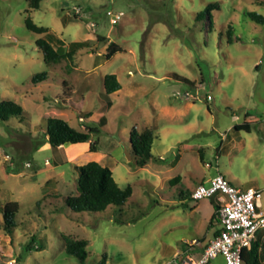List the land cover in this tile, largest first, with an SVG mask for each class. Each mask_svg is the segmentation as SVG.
Wrapping results in <instances>:
<instances>
[{
  "label": "rangeland",
  "instance_id": "374dc122",
  "mask_svg": "<svg viewBox=\"0 0 264 264\" xmlns=\"http://www.w3.org/2000/svg\"><path fill=\"white\" fill-rule=\"evenodd\" d=\"M209 4L216 8L198 19ZM109 11L124 15L112 24ZM248 12L264 17V0H42L37 9L30 0H0V102L24 111L0 121V264H81L66 253L63 235L89 242V264H176L191 241L206 242L219 228L213 198L191 197L219 173L239 189L262 190L264 210V23ZM27 19L66 50L90 44L72 60L47 64L37 40L50 37ZM112 42L121 50L106 59ZM40 73L47 79L33 82ZM107 74L120 90L106 93ZM51 117L96 130L90 142L56 148L46 137ZM243 123L250 132L235 130ZM147 128L154 157L139 167L130 136ZM90 161L132 186L122 209L67 206L65 197L78 194L76 166ZM15 202L8 230L3 209Z\"/></svg>",
  "mask_w": 264,
  "mask_h": 264
},
{
  "label": "trees",
  "instance_id": "16d2710c",
  "mask_svg": "<svg viewBox=\"0 0 264 264\" xmlns=\"http://www.w3.org/2000/svg\"><path fill=\"white\" fill-rule=\"evenodd\" d=\"M42 0H30V4L35 9L40 7ZM216 8L215 4H209L206 8L198 14V19L206 17ZM257 23H264V17L256 12H248L246 14ZM209 18V17H208ZM28 27L36 33H46L49 38H39L37 45L43 53L44 61L47 64H57L62 59L72 60L77 53V49L88 46L89 41L73 42V49L66 50L63 41L45 27H38L32 21L27 19ZM105 39V37H101ZM58 44L55 46V44ZM120 47L112 42L108 46V52L103 56L110 59L115 53L120 51ZM47 79V73H40L32 78V81L37 83ZM104 87L107 94L117 92L122 88L120 81L115 74H107L104 77ZM23 108L11 100H3L0 102V121L6 122L11 118H23ZM235 130H245L250 132V124H236ZM95 128L89 127L88 131L76 130L62 118L51 117L46 122V137L48 142L56 148L67 144H80L90 142L92 133ZM155 139L154 131L151 129H144L138 131L133 129L130 136V144L133 152V159L135 164L139 167L145 166L154 157L152 153L153 143ZM97 142H93L90 146V151L96 152ZM76 169L79 173L77 180L78 194L74 196L65 197L67 206L74 212H90L96 213L105 211L107 207L115 205L121 209L131 197L133 189L131 185L127 187L120 186L113 176L112 170L98 161H90L83 165H77ZM215 213L212 219L217 220L218 203L214 199ZM18 211V203L15 202L6 205L3 209L5 217V224L8 230L15 227V217ZM219 230L214 231L213 236L217 235ZM64 249L67 254L76 257L81 264L87 263L89 242L85 239H72L63 235ZM242 258L244 264H260V245L254 241L250 249L244 248L242 251ZM95 264H105V260H101Z\"/></svg>",
  "mask_w": 264,
  "mask_h": 264
},
{
  "label": "built area",
  "instance_id": "2783aa9c",
  "mask_svg": "<svg viewBox=\"0 0 264 264\" xmlns=\"http://www.w3.org/2000/svg\"><path fill=\"white\" fill-rule=\"evenodd\" d=\"M76 12H80L77 9ZM111 23L117 24L124 15L109 11ZM95 25L92 24V27ZM211 98L210 96L208 99ZM198 185L192 192L194 200L214 198L218 203L217 224L219 233L213 236L199 255L194 253L200 241L193 240L183 252L176 254V264H209L221 256L225 264H244L242 251L250 249L259 232L264 230L263 192L250 187L242 190L235 187L223 174L219 173Z\"/></svg>",
  "mask_w": 264,
  "mask_h": 264
},
{
  "label": "crops",
  "instance_id": "0c3cea01",
  "mask_svg": "<svg viewBox=\"0 0 264 264\" xmlns=\"http://www.w3.org/2000/svg\"><path fill=\"white\" fill-rule=\"evenodd\" d=\"M64 146V145H63ZM63 146H61V147H59V148H64ZM80 151H78V152H76V153H74V154H70L69 156V158H70V160H71V162H74V161H76L77 159H78V157H79V153ZM206 181H208V180H206ZM200 184H203V183H200ZM200 184H198V185H200ZM194 191V190H193ZM192 191V192H193ZM213 200V202H214V198L212 199ZM216 221V220H215ZM217 223V222H216ZM216 231V230H215ZM211 239V238H210ZM256 240H257V242H261V244L263 245L264 244V233L262 232L261 234H259L258 233V235H257V238H256ZM255 240V241H256ZM200 241V246H198L199 248L200 247H202V249L207 245V243L210 241V240H208V241H206V242H204V241H202V240H199ZM201 241L204 243L203 245H201ZM219 257H221V256H219ZM222 258V257H221ZM216 259H218V257L216 258ZM215 259V260H216ZM224 260V259H223ZM210 264V263H209Z\"/></svg>",
  "mask_w": 264,
  "mask_h": 264
},
{
  "label": "water",
  "instance_id": "95a60500",
  "mask_svg": "<svg viewBox=\"0 0 264 264\" xmlns=\"http://www.w3.org/2000/svg\"><path fill=\"white\" fill-rule=\"evenodd\" d=\"M126 152H127L128 158L132 159V154H131V152L128 151V147L127 146H126Z\"/></svg>",
  "mask_w": 264,
  "mask_h": 264
}]
</instances>
